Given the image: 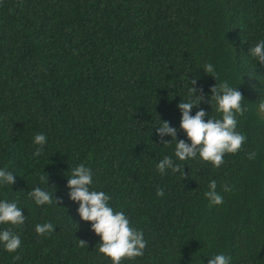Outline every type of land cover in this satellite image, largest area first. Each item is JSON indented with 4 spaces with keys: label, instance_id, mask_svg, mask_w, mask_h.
I'll use <instances>...</instances> for the list:
<instances>
[{
    "label": "trees",
    "instance_id": "obj_1",
    "mask_svg": "<svg viewBox=\"0 0 264 264\" xmlns=\"http://www.w3.org/2000/svg\"><path fill=\"white\" fill-rule=\"evenodd\" d=\"M261 40L264 0H0V169L16 181L0 184V201H15L26 217L19 227L0 224L21 238L14 253L0 244V264H112L68 196L80 164L92 170L91 190L144 233V255L121 264H208L218 254L264 264V66L249 52ZM209 63L216 79L203 70ZM192 78L205 96L192 115L221 118L206 102L216 83L245 99L236 130L247 139L219 168L199 156L180 161L172 137L165 145L156 134L167 121L190 144L178 104L190 99ZM38 133L47 142L34 156ZM165 156L187 177L161 175ZM211 180L221 205L204 195ZM35 187L53 204L36 205ZM48 222L55 230L37 234Z\"/></svg>",
    "mask_w": 264,
    "mask_h": 264
},
{
    "label": "clouds",
    "instance_id": "obj_2",
    "mask_svg": "<svg viewBox=\"0 0 264 264\" xmlns=\"http://www.w3.org/2000/svg\"><path fill=\"white\" fill-rule=\"evenodd\" d=\"M250 54L264 66V40L259 41L254 47L249 49ZM206 74L215 77L214 66L209 63L203 68ZM216 79V77H215ZM197 78L190 79L188 89L189 97L187 101H181L178 108L181 111L180 129H182L190 141L180 139L177 142V129L169 126V122L161 121L157 129V135L160 136L163 144H170L175 141V157L180 161L194 159L197 156L204 161L211 163L215 168H219L224 163L226 154H236L243 147L247 137L238 132L237 116H242L248 109L243 106L245 100L243 94L232 87L227 81L216 83L211 91V96L207 98V103L211 106L214 103L216 110L222 114L221 118H208L204 109L196 111L195 115L191 114L193 107H199L201 101H205L203 89H199L200 95H196L195 87ZM191 97H195L193 100ZM259 113L264 114V102L259 104ZM165 136H171L172 141H164ZM47 137L43 133L34 136L33 143L39 145L33 153L39 156L43 152ZM255 153H248V158L253 159ZM157 171L161 175L167 174L166 170L171 169L173 173H181L187 177L184 167L174 163L172 157L165 156L156 165ZM67 187L69 189V198L79 203L78 214L85 222L91 223L92 231L101 238L99 244V253L110 258L112 264H121L125 259L132 260L144 255L147 241L144 239L142 230H138L131 223L130 219L123 211H115L109 206L111 197L103 191L91 190L93 184V173L89 167L84 164L76 166L70 176H68ZM41 181L47 183L48 175L41 176ZM13 172L7 169H0V184H15ZM225 192L232 189L227 184L223 186ZM156 195L164 196L163 188H157ZM210 201V206L221 205L224 200L221 194L217 192V182L211 180L208 185V191L204 193ZM29 196L38 206L51 205L54 202L53 194L40 188L35 187L29 192ZM55 203L59 204L57 198ZM25 215L15 201H0V224H11L21 226L25 222ZM55 230L52 223L37 224L35 231L39 235L51 234ZM0 244H3L9 253L16 252L21 246L20 236L11 229L0 231ZM81 246L87 245L85 241L80 240ZM20 256L14 259L20 260ZM231 257L218 254L209 259L208 264H230Z\"/></svg>",
    "mask_w": 264,
    "mask_h": 264
}]
</instances>
